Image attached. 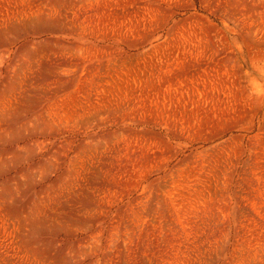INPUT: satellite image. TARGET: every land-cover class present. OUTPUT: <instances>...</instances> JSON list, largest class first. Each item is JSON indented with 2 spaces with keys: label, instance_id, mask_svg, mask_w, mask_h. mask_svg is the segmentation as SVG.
I'll list each match as a JSON object with an SVG mask.
<instances>
[{
  "label": "rangeland",
  "instance_id": "1",
  "mask_svg": "<svg viewBox=\"0 0 264 264\" xmlns=\"http://www.w3.org/2000/svg\"><path fill=\"white\" fill-rule=\"evenodd\" d=\"M0 264H264V0H0Z\"/></svg>",
  "mask_w": 264,
  "mask_h": 264
}]
</instances>
